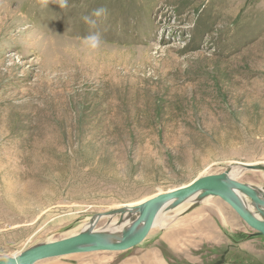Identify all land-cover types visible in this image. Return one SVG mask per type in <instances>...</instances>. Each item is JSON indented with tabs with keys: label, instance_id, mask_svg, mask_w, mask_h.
I'll use <instances>...</instances> for the list:
<instances>
[{
	"label": "rangeland",
	"instance_id": "374dc122",
	"mask_svg": "<svg viewBox=\"0 0 264 264\" xmlns=\"http://www.w3.org/2000/svg\"><path fill=\"white\" fill-rule=\"evenodd\" d=\"M68 5L9 0L0 9V260L234 163L264 165V0ZM100 7L107 19L93 17L90 29L83 17ZM90 31L104 38L98 53L83 45ZM235 181L264 191L262 171ZM119 219L105 217L94 231L123 230L136 216ZM160 220L128 251L35 264H127L140 255L264 264V237L218 197L167 208Z\"/></svg>",
	"mask_w": 264,
	"mask_h": 264
},
{
	"label": "water",
	"instance_id": "95a60500",
	"mask_svg": "<svg viewBox=\"0 0 264 264\" xmlns=\"http://www.w3.org/2000/svg\"><path fill=\"white\" fill-rule=\"evenodd\" d=\"M234 166L238 169V172L233 179H229L228 176ZM245 171L264 172V165L234 163L227 167L220 175L200 176L185 186L166 193L157 194L146 199L144 202L106 214H97L88 223L90 230L81 231L77 235L58 242L29 248L10 258L0 260V264H35L44 260L80 253L128 251L141 244L153 228V224L159 213L168 205L171 206V209L179 207L188 201L189 198L196 195L200 199L210 196L220 198L256 235L264 237V221L246 212L237 195V193H241L248 197L257 206L256 213L261 215V208H264V200L256 196L252 187L235 181V177ZM115 215L120 216V224L131 216H136V219L130 226L124 227L125 229L123 228V230L113 228L114 230L109 234L94 231L95 225L101 219ZM139 226L140 228L137 229Z\"/></svg>",
	"mask_w": 264,
	"mask_h": 264
},
{
	"label": "clouds",
	"instance_id": "9594fccd",
	"mask_svg": "<svg viewBox=\"0 0 264 264\" xmlns=\"http://www.w3.org/2000/svg\"><path fill=\"white\" fill-rule=\"evenodd\" d=\"M9 0H0V9L6 8L8 6ZM57 4L62 10L68 8V0H38L39 7L41 10H47L49 8V4ZM107 8L100 7L95 9L91 16H84L83 20L86 24L89 25L90 29H96L98 20L93 19L103 18L107 19ZM105 43L102 34L99 31H90L89 35L83 38V45L92 53H98Z\"/></svg>",
	"mask_w": 264,
	"mask_h": 264
},
{
	"label": "bare ground",
	"instance_id": "6f19581e",
	"mask_svg": "<svg viewBox=\"0 0 264 264\" xmlns=\"http://www.w3.org/2000/svg\"><path fill=\"white\" fill-rule=\"evenodd\" d=\"M4 13V12H3ZM1 15V14H0ZM7 14H4V16H2V21L4 22V23H2V22H0V26L3 24L4 26H5V23H6V21H7ZM5 31V30H4ZM3 33V32H2ZM29 39L31 40L32 38H31V36L29 37ZM30 40H28V42L30 41ZM12 66V65H11ZM0 78H2V76H0ZM68 80V79H67ZM1 81V80H0ZM3 81V80H2ZM5 81V80H4ZM6 158V157H5ZM10 161V160H9ZM14 161V160H13ZM4 164V163H3ZM9 164V163H8ZM13 164V163H12ZM1 166V165H0ZM4 168H5V166H3ZM12 171H14V170H12ZM20 171V170H19ZM237 172H238V169L234 166L232 169H231V172H230V175L228 176V178L229 179H233V177L237 174ZM10 184V183H9ZM9 191V190H8ZM254 192H255V194H256V196L257 197H259L260 199H263L264 200V191H257V190H254ZM237 195H238V197H239V199L241 200V203L243 204V207H244V209H245V211L246 212H248L250 215H252V216H254V217H256L257 219H259V220H261V221H264V208H261V215H259V214H257L256 213V205L254 204V203H250L248 200L246 201V199H245V196L243 195V194H241V193H237ZM194 199H198V197H197V195L196 196H193V197H191V198H189V200H194ZM198 201V200H197ZM188 202V201H187ZM194 203V205L196 204L195 202H193ZM171 206L170 205H168L164 210H166L167 208H170ZM164 210H162L160 213H159V215L157 216V218L155 219V222H154V224H153V227H156V226H158L159 224L161 225V223H163V221H161L160 220V215H161V213L164 211ZM127 221V220H126ZM126 226L128 225V224H125ZM125 226V227H126ZM84 229H83V231H88V230H90V226H89V224H86L84 227H83ZM140 228V226L139 227H137V229H139ZM218 228V227H217ZM125 229V228H124ZM114 229L113 228H109V229H106V230H104L103 232H105L106 234H109V233H111L112 231H113Z\"/></svg>",
	"mask_w": 264,
	"mask_h": 264
},
{
	"label": "crops",
	"instance_id": "0c3cea01",
	"mask_svg": "<svg viewBox=\"0 0 264 264\" xmlns=\"http://www.w3.org/2000/svg\"><path fill=\"white\" fill-rule=\"evenodd\" d=\"M132 256V255H128ZM150 257L153 258L154 263L153 264H165L164 261H158L159 259L156 257V255H140V256H132L130 259L133 260V263H127V264H146L144 263L146 258Z\"/></svg>",
	"mask_w": 264,
	"mask_h": 264
},
{
	"label": "built area",
	"instance_id": "2783aa9c",
	"mask_svg": "<svg viewBox=\"0 0 264 264\" xmlns=\"http://www.w3.org/2000/svg\"><path fill=\"white\" fill-rule=\"evenodd\" d=\"M1 230H2V229H1V227H0V232H1Z\"/></svg>",
	"mask_w": 264,
	"mask_h": 264
}]
</instances>
